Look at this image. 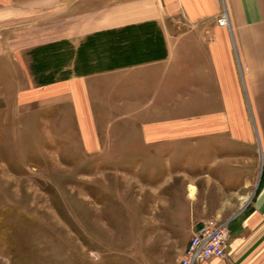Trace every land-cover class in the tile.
<instances>
[{
  "label": "crops",
  "instance_id": "crops-1",
  "mask_svg": "<svg viewBox=\"0 0 264 264\" xmlns=\"http://www.w3.org/2000/svg\"><path fill=\"white\" fill-rule=\"evenodd\" d=\"M2 1L0 29L15 15L24 22L35 10L23 6L30 0H21V12L11 0ZM37 12L45 19L37 21L41 34L35 45L68 40L77 48L99 31L150 21L158 25L164 58L44 85L33 82L24 53L11 52V63L23 67L20 79L27 80L15 90L16 106L68 104L81 139H99V117L114 110L118 117H130L121 125L130 124V133L144 139L180 136L187 164L207 167L189 184L197 192L203 184L205 191L233 197L223 205L206 204L200 214L228 222L226 258L197 264H264V0H38ZM225 12L229 25H220ZM5 36L13 45L12 35ZM26 45L23 38L22 48ZM158 91L180 96V120L162 114L169 104L139 103ZM121 134L124 127H118Z\"/></svg>",
  "mask_w": 264,
  "mask_h": 264
},
{
  "label": "rangeland",
  "instance_id": "rangeland-1",
  "mask_svg": "<svg viewBox=\"0 0 264 264\" xmlns=\"http://www.w3.org/2000/svg\"><path fill=\"white\" fill-rule=\"evenodd\" d=\"M12 2L21 12L23 1ZM27 3L35 10L24 22L15 15L0 29L6 43L0 49V264H178L194 229L211 217L200 216L206 204L223 205L232 194L200 184L190 198L189 183L207 167L187 164L180 136L151 141L130 133L132 126L120 122L130 117L116 110L99 117V139H81L68 104L17 108L15 90L27 80L10 53H24L39 85L32 51L54 42L34 44L41 34L37 21L45 18L38 15V0ZM5 35H12L13 45ZM23 38L30 45L22 48ZM74 51L61 46L59 65L51 63L45 75L56 81L72 76ZM150 101L171 105L162 114L180 120L179 95L159 92L139 103ZM215 258L226 254L201 262Z\"/></svg>",
  "mask_w": 264,
  "mask_h": 264
},
{
  "label": "trees",
  "instance_id": "trees-1",
  "mask_svg": "<svg viewBox=\"0 0 264 264\" xmlns=\"http://www.w3.org/2000/svg\"><path fill=\"white\" fill-rule=\"evenodd\" d=\"M61 46L74 48L69 41L60 40L32 51L37 58L33 64V72L39 85L56 81L44 72L51 63L59 65L57 52H61ZM51 54H54V58L50 60ZM74 54L73 73L81 75L158 60L166 56L167 49L161 29L155 22L150 21L96 32L75 48Z\"/></svg>",
  "mask_w": 264,
  "mask_h": 264
},
{
  "label": "built area",
  "instance_id": "built-area-1",
  "mask_svg": "<svg viewBox=\"0 0 264 264\" xmlns=\"http://www.w3.org/2000/svg\"><path fill=\"white\" fill-rule=\"evenodd\" d=\"M218 22L220 25H229L226 12ZM228 239V222L207 218L194 229L178 264H197L213 257H224Z\"/></svg>",
  "mask_w": 264,
  "mask_h": 264
},
{
  "label": "bare ground",
  "instance_id": "bare-ground-1",
  "mask_svg": "<svg viewBox=\"0 0 264 264\" xmlns=\"http://www.w3.org/2000/svg\"><path fill=\"white\" fill-rule=\"evenodd\" d=\"M189 197L194 199L197 193V188L195 185L190 184L188 187Z\"/></svg>",
  "mask_w": 264,
  "mask_h": 264
}]
</instances>
